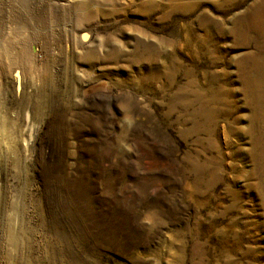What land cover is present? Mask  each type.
Returning <instances> with one entry per match:
<instances>
[{
  "label": "rangeland",
  "instance_id": "1",
  "mask_svg": "<svg viewBox=\"0 0 264 264\" xmlns=\"http://www.w3.org/2000/svg\"><path fill=\"white\" fill-rule=\"evenodd\" d=\"M264 0H0V264H264Z\"/></svg>",
  "mask_w": 264,
  "mask_h": 264
},
{
  "label": "bare ground",
  "instance_id": "2",
  "mask_svg": "<svg viewBox=\"0 0 264 264\" xmlns=\"http://www.w3.org/2000/svg\"><path fill=\"white\" fill-rule=\"evenodd\" d=\"M262 34H264V26H263V28H262Z\"/></svg>",
  "mask_w": 264,
  "mask_h": 264
}]
</instances>
